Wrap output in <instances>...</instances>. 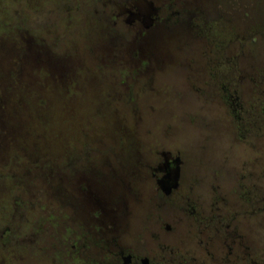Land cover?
Returning <instances> with one entry per match:
<instances>
[{
  "label": "rangeland",
  "instance_id": "374dc122",
  "mask_svg": "<svg viewBox=\"0 0 264 264\" xmlns=\"http://www.w3.org/2000/svg\"><path fill=\"white\" fill-rule=\"evenodd\" d=\"M145 1L0 0V264H264V0Z\"/></svg>",
  "mask_w": 264,
  "mask_h": 264
},
{
  "label": "flooded vegetation",
  "instance_id": "af4514ba",
  "mask_svg": "<svg viewBox=\"0 0 264 264\" xmlns=\"http://www.w3.org/2000/svg\"><path fill=\"white\" fill-rule=\"evenodd\" d=\"M133 6L129 5L130 7L128 9H125L117 14V17H123V14H126V17H123L124 23H126L128 26H139L140 28L143 27L145 29H148L149 26L152 24L154 20V16L157 14V9L153 6L152 3H149L152 5V8H147V10L140 7L138 2L140 0H132ZM154 12H153V10ZM160 161L156 164V166L151 168L152 176L156 182V185L158 187V190L163 192L161 188L159 187L157 180L162 177V173L160 172V166L163 163L164 159L167 157L168 161L167 163L170 165L173 162V160L177 159L176 156H173L171 153H161L159 155ZM165 156V157H164ZM181 167V166H180ZM175 190L171 191L170 194H172ZM163 194L165 197H168L169 195H166L164 192ZM165 230L170 229L168 226L164 228ZM143 249L141 247L128 249V250H120L119 252L112 253V256H110V259L108 260L109 264H163V262H158L153 257H146L144 255Z\"/></svg>",
  "mask_w": 264,
  "mask_h": 264
},
{
  "label": "water",
  "instance_id": "95a60500",
  "mask_svg": "<svg viewBox=\"0 0 264 264\" xmlns=\"http://www.w3.org/2000/svg\"><path fill=\"white\" fill-rule=\"evenodd\" d=\"M141 8L147 10V8H152V5L140 0L138 2ZM153 10V9H152ZM154 12V10H153ZM165 157V156H164ZM167 157L164 159L163 163L160 166V172L163 174L160 179L157 180V183L161 190L168 195L172 190L176 189L178 186V181L180 178V165L181 162L179 158L173 160L171 167L167 163Z\"/></svg>",
  "mask_w": 264,
  "mask_h": 264
}]
</instances>
